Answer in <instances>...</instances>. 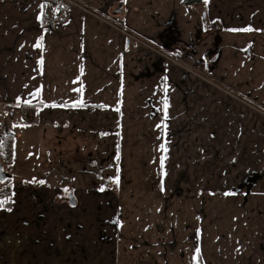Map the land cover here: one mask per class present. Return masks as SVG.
<instances>
[{
  "label": "crops",
  "instance_id": "1",
  "mask_svg": "<svg viewBox=\"0 0 264 264\" xmlns=\"http://www.w3.org/2000/svg\"><path fill=\"white\" fill-rule=\"evenodd\" d=\"M46 1L0 0V116L29 111L13 159L36 158L0 264H264V114L121 32L264 111V0H77L52 32Z\"/></svg>",
  "mask_w": 264,
  "mask_h": 264
},
{
  "label": "rangeland",
  "instance_id": "2",
  "mask_svg": "<svg viewBox=\"0 0 264 264\" xmlns=\"http://www.w3.org/2000/svg\"><path fill=\"white\" fill-rule=\"evenodd\" d=\"M130 40L133 41L135 44H138L137 45L138 47L153 54L156 60V64L158 66L161 67L163 65L170 64L175 68L176 72H180L188 79L197 80L199 83L203 85H206L208 87H213L214 89L222 92L227 100L239 101L242 104H244L247 108L262 113L260 109L254 106V104H252L249 101L247 102L245 98L237 96L231 90L224 87L222 83L210 77L209 74L206 73L202 64H195L191 62L188 59L189 58V56L187 55L188 51L184 50L183 52L175 53L158 45L154 46L151 44L152 48H150V45L146 40H144L146 45L139 44L138 42L132 39ZM24 120H25L24 117L18 111H16L13 115L10 114L5 116H0V123H1L0 138L2 137L3 134L12 133L15 136L16 145H18L19 141L22 138L19 139L17 135L23 133V128L29 124L26 123ZM23 159L30 160L31 164H33L36 158L33 157L19 158L18 161L17 157H15V159H13L14 161L12 160L10 164H2L4 170L8 171L9 173L12 172L13 175V177L11 176V178H7L6 181H4V184H9L12 182L14 183L19 179L20 173L22 172V166L25 169L24 164L21 163V160ZM29 167L31 168L32 166L30 165Z\"/></svg>",
  "mask_w": 264,
  "mask_h": 264
},
{
  "label": "built area",
  "instance_id": "3",
  "mask_svg": "<svg viewBox=\"0 0 264 264\" xmlns=\"http://www.w3.org/2000/svg\"><path fill=\"white\" fill-rule=\"evenodd\" d=\"M77 5H79L77 0H55L54 4H46L44 11H43V18H44L46 30L48 32L54 31L56 27L59 25V23L62 20L67 18L69 9ZM121 32L128 39H132L138 42L139 44L146 45L144 40L140 39L138 36L132 34L131 32L126 31V30H121ZM150 48H152L151 45H150ZM261 112L264 113V111L262 110ZM21 115L24 118L26 116L25 119L27 121H29L30 117L32 116L27 110L22 111Z\"/></svg>",
  "mask_w": 264,
  "mask_h": 264
},
{
  "label": "trees",
  "instance_id": "4",
  "mask_svg": "<svg viewBox=\"0 0 264 264\" xmlns=\"http://www.w3.org/2000/svg\"><path fill=\"white\" fill-rule=\"evenodd\" d=\"M55 0H47L46 4H54ZM25 107L30 106L27 104H23ZM40 103H36L32 105V110L35 111V107H38ZM13 149H14V135L11 133L3 134L0 138V161L2 164H10L13 160ZM6 181V180H4ZM4 181L0 182V201H5L3 206L7 207L9 205V196L11 194L12 185L4 184Z\"/></svg>",
  "mask_w": 264,
  "mask_h": 264
},
{
  "label": "water",
  "instance_id": "5",
  "mask_svg": "<svg viewBox=\"0 0 264 264\" xmlns=\"http://www.w3.org/2000/svg\"><path fill=\"white\" fill-rule=\"evenodd\" d=\"M10 177L11 174L8 171L3 170L2 163L0 162V181H4ZM69 198H70V204H74V198L72 196H69Z\"/></svg>",
  "mask_w": 264,
  "mask_h": 264
},
{
  "label": "snow or ice",
  "instance_id": "6",
  "mask_svg": "<svg viewBox=\"0 0 264 264\" xmlns=\"http://www.w3.org/2000/svg\"><path fill=\"white\" fill-rule=\"evenodd\" d=\"M205 2H207V0H205ZM245 31H249L250 29H244ZM41 45L38 43L37 45H36V47H40ZM41 63H42V61H41ZM165 107H167V104H165ZM161 148L163 149V145L161 146ZM163 150H165L166 151V149H163ZM163 163H164V160L162 159L161 160V167H163ZM40 183H43V181H40ZM117 183H118V177H117ZM101 190H103V189H101ZM5 203V201H0V206H3V204ZM199 251V249H197V252Z\"/></svg>",
  "mask_w": 264,
  "mask_h": 264
},
{
  "label": "flooded vegetation",
  "instance_id": "7",
  "mask_svg": "<svg viewBox=\"0 0 264 264\" xmlns=\"http://www.w3.org/2000/svg\"><path fill=\"white\" fill-rule=\"evenodd\" d=\"M3 166V165H2ZM3 170H4V168H3ZM4 171H6V170H4ZM1 182V181H0Z\"/></svg>",
  "mask_w": 264,
  "mask_h": 264
}]
</instances>
